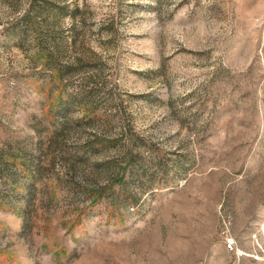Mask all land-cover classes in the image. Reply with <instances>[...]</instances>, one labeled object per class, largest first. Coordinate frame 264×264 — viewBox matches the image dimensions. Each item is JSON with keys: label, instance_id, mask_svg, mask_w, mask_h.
<instances>
[{"label": "rangeland", "instance_id": "1", "mask_svg": "<svg viewBox=\"0 0 264 264\" xmlns=\"http://www.w3.org/2000/svg\"><path fill=\"white\" fill-rule=\"evenodd\" d=\"M0 264H264V0H0Z\"/></svg>", "mask_w": 264, "mask_h": 264}, {"label": "trees", "instance_id": "2", "mask_svg": "<svg viewBox=\"0 0 264 264\" xmlns=\"http://www.w3.org/2000/svg\"><path fill=\"white\" fill-rule=\"evenodd\" d=\"M55 70L57 71V73L59 75V78L62 80L63 79V71L60 68H57V67H55ZM62 94L63 93H61L59 100H61L63 98Z\"/></svg>", "mask_w": 264, "mask_h": 264}, {"label": "built area", "instance_id": "3", "mask_svg": "<svg viewBox=\"0 0 264 264\" xmlns=\"http://www.w3.org/2000/svg\"><path fill=\"white\" fill-rule=\"evenodd\" d=\"M229 243H233L234 241H233V239L232 238H229V241H228Z\"/></svg>", "mask_w": 264, "mask_h": 264}]
</instances>
